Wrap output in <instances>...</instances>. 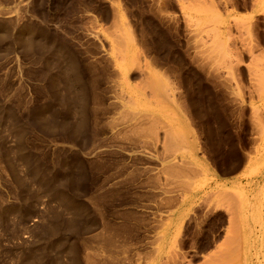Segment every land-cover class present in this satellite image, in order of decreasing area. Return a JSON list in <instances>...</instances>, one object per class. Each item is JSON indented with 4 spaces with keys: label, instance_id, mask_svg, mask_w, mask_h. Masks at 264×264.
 <instances>
[{
    "label": "rangeland",
    "instance_id": "obj_1",
    "mask_svg": "<svg viewBox=\"0 0 264 264\" xmlns=\"http://www.w3.org/2000/svg\"><path fill=\"white\" fill-rule=\"evenodd\" d=\"M263 8L0 0V264H264Z\"/></svg>",
    "mask_w": 264,
    "mask_h": 264
},
{
    "label": "bare ground",
    "instance_id": "obj_2",
    "mask_svg": "<svg viewBox=\"0 0 264 264\" xmlns=\"http://www.w3.org/2000/svg\"><path fill=\"white\" fill-rule=\"evenodd\" d=\"M183 7V6H182ZM264 9V8H263ZM220 39V38H219ZM210 47V46H209ZM217 47V46H216ZM214 48V47H213ZM205 49V48H204ZM209 49V48H208ZM217 49V48H216ZM214 50V49H213ZM212 51V50H211ZM215 51V50H214ZM218 51H219V49H218ZM208 52V51H207ZM208 54H209V52H208ZM214 54V53H213ZM232 65V64H231ZM227 66V65H226ZM233 68V67H232ZM165 86V85H164ZM163 87V86H162ZM164 89V88H163ZM166 90V89H165ZM168 94V93H167ZM176 169V168H175ZM175 169H173V170H175ZM178 170H176V172H177ZM181 171V170H180ZM179 171V172H180ZM179 174V173H178ZM182 174V173H181ZM249 204L250 205H256V206H264V203H261V202H257L256 200H249Z\"/></svg>",
    "mask_w": 264,
    "mask_h": 264
}]
</instances>
